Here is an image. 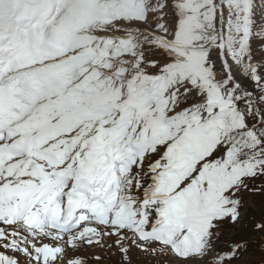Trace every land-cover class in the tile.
Returning a JSON list of instances; mask_svg holds the SVG:
<instances>
[{
	"label": "snow or ice",
	"instance_id": "6c2138e0",
	"mask_svg": "<svg viewBox=\"0 0 264 264\" xmlns=\"http://www.w3.org/2000/svg\"><path fill=\"white\" fill-rule=\"evenodd\" d=\"M0 264H264V0H0Z\"/></svg>",
	"mask_w": 264,
	"mask_h": 264
}]
</instances>
